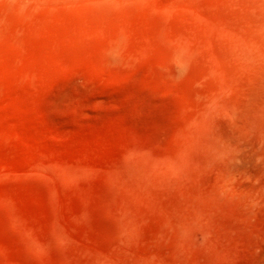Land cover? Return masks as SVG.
<instances>
[{
    "label": "rangeland",
    "instance_id": "1",
    "mask_svg": "<svg viewBox=\"0 0 264 264\" xmlns=\"http://www.w3.org/2000/svg\"><path fill=\"white\" fill-rule=\"evenodd\" d=\"M0 264H264V0H0Z\"/></svg>",
    "mask_w": 264,
    "mask_h": 264
}]
</instances>
